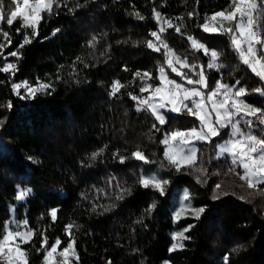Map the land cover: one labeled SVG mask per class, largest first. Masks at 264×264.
Instances as JSON below:
<instances>
[{"label":"trees","instance_id":"1","mask_svg":"<svg viewBox=\"0 0 264 264\" xmlns=\"http://www.w3.org/2000/svg\"><path fill=\"white\" fill-rule=\"evenodd\" d=\"M230 2L66 0L65 7L62 0L55 15L44 14L38 37L19 50L22 58L15 77L0 73V101L11 99L14 106L11 112L0 108V119L6 118L0 128V235L9 220L27 219L33 230L47 229L49 246L59 237L62 241L59 248L63 249L69 242L65 226L74 223L78 226V230L72 229L78 264H107L108 261L112 264H224L225 254H229L230 264H264L263 196L257 191L245 195L247 189L234 181L237 175L227 172V157L211 159L209 163L215 153V143L222 142L221 137H216L211 145H198L197 155L208 168L210 177L208 184L201 187L195 181V173L185 174L191 169H182L179 174L169 170L164 160V145L160 143L168 131L184 130L198 121L169 113L168 122L163 126L157 124L161 131H156L152 128L156 123L154 118L137 112L136 102L128 96V93L141 95L140 80L134 77L137 71L150 72L155 78L158 62H164L163 48L153 52L145 46V41L153 39L149 33L161 27L153 18V8L174 25L183 24L181 33L163 24L167 30L162 38L175 53L207 66L208 57L202 52H191L186 34L223 52L224 69L217 72L205 68L210 84L214 86L222 78L230 85L239 79L249 90L258 86V78L240 65L227 36L204 33L198 27L206 15L225 10ZM9 4L10 0H5L6 11ZM135 12L144 19H136ZM190 12L195 13L191 19ZM177 17H183V21ZM261 24L264 25V20ZM1 27L12 38L11 46L6 47L10 53L22 42L24 30L17 33L21 28L19 20L11 27L6 23ZM57 28L61 31L53 36ZM93 36L98 39L95 49L87 46ZM77 57L84 63H78ZM11 58L13 63L17 62L16 57ZM37 79L52 84L50 94L20 100L11 93L12 82L27 80L35 84ZM116 80L126 87L116 97H110L111 85ZM245 99L264 109V98L253 94ZM105 145L103 155L92 161L91 153ZM138 149L156 163L144 164L132 159L131 154ZM116 152L129 159L119 163L113 158ZM88 164L92 166H83ZM141 170L169 179L167 194L161 197L136 184ZM213 171L219 175H212ZM111 177L115 180L110 183ZM225 178L229 180L227 183ZM217 182L222 183V193L226 191L229 195L213 201ZM117 184L131 187L132 195L116 200L120 191ZM24 188H31L32 194L25 201H16L18 190ZM185 189L193 194L194 207L206 205L207 209L198 221L187 218L174 223V199L177 192ZM153 199L158 204L149 217L144 210ZM111 204L116 206L99 214L103 212L102 205ZM93 206L97 209L95 213ZM52 208L58 209L55 224H51V217L47 215ZM142 215L143 223H136ZM189 224L195 227L186 233L191 239L184 241V250L170 253L171 234ZM40 240L37 236L34 246H23L30 252L29 264H42L43 253H36ZM233 248L238 251L233 252Z\"/></svg>","mask_w":264,"mask_h":264},{"label":"snow or ice","instance_id":"2","mask_svg":"<svg viewBox=\"0 0 264 264\" xmlns=\"http://www.w3.org/2000/svg\"><path fill=\"white\" fill-rule=\"evenodd\" d=\"M61 2L62 0H10L8 11H6L5 0H0V24L6 23L11 27L15 21L19 20L21 28L17 29V33L19 34L21 30H24L23 40L18 48L8 54L11 57H16L17 62L13 63L7 62L8 57L4 56L3 52L6 47L11 46L12 38L9 32L0 27V37L6 41V43H0V57H3L4 60L0 66V73L10 74L11 78L15 77L19 71L18 61L22 58L19 50L31 44L38 37L41 21L44 19L43 14L46 13L49 17L55 15L61 6ZM13 5L14 7H12ZM64 6H67L66 0H64ZM73 10L69 9V11ZM133 15L138 20L144 19L139 12H135ZM194 15L195 13H188L189 19L193 18ZM153 18L157 24H161V27L159 31L149 33L153 39L145 41V46L153 52H160L161 48L164 50V63L158 62V76L155 77L159 80V85L148 83L154 79L150 72L137 71L134 77L140 80L139 91L141 95L128 93V96L136 102L137 112L148 113L154 118L156 123H153L152 128L156 131H161L157 124L163 126L168 122L166 112L194 117L198 121V124H193L184 130L172 129L164 134L160 143L164 145V160L167 161L169 170L174 169L179 174L182 169H191V172L185 174L195 173L196 183L200 184L201 187L206 186L210 178L209 172L203 160L197 155L199 151L197 143L211 145L216 137H221L222 142L217 141L215 143V153L210 158L209 163L211 159L220 160L227 157V172L237 175L239 180L247 185L248 189L259 190V186L264 185V109L247 102L245 97L255 94L264 98V25L261 24V21L264 20V0H231L228 8L210 16L206 15L204 23L198 25L204 33L229 38V46L236 54L240 65L245 66L254 77L258 78V86L251 90L242 86L239 79H236L232 85L223 82L222 78L217 79L214 86L210 84L204 65L190 64L187 57L182 59L162 38V33L167 30L163 24L169 28L174 27L176 33H181L183 24L174 25L171 20L164 19L155 8H153ZM176 19L183 21V17ZM29 29L30 32L27 31ZM60 31L57 28L52 32V35L55 36ZM186 39L193 54L202 52L204 56L208 57L207 69L219 72L225 68L221 62L223 52L209 48L206 43L201 42L193 35L186 34ZM97 43V37L93 36L88 41L87 46L95 49ZM77 62L84 63V60L77 57ZM165 65L184 83H177L175 79L169 78ZM84 66L88 67L87 64ZM184 69L188 71L185 72ZM124 70L128 71L129 69L125 68ZM72 71L73 73L76 72L75 63L72 65ZM124 87L126 85L121 84L119 80L113 81L109 92L110 97H116L120 89ZM50 90H53L52 84L39 79L36 80L35 84H31L27 80L11 83V93L20 100H34L38 94H50ZM145 92L149 94L144 96L143 93ZM13 107L11 99L0 101V108L11 112ZM5 120L6 118L0 119V128L4 126ZM225 129H228L226 140L222 136ZM106 148L105 145L103 148L92 152L90 159L92 161L97 160L103 155ZM113 158L118 159L121 164L129 159V157L121 156L118 152L113 153ZM131 158L142 161L144 164L156 163L139 149L131 154ZM29 159L31 160V157ZM83 166L91 167L92 165ZM160 166L164 167L163 162ZM237 169L241 171L238 172ZM134 175L137 174L134 173ZM212 175H219V173L213 171ZM112 180H115V177H111L109 182L111 183ZM135 183L141 188L151 189L163 197L167 194L171 181L161 178L157 174H145L141 170ZM117 187H120L119 184ZM221 187V182L215 183L211 197L213 201L220 199L221 195H229L226 191L218 195ZM31 194V188L19 189L15 200L18 202L25 201ZM131 195V187H120L115 199L123 200L126 196ZM192 199L193 194L185 189L178 209L172 214L174 223L187 218L200 220L206 212L207 206L194 207L191 203ZM157 204L158 201L153 199L144 210V214L150 217L157 208ZM115 206V204L102 205L103 212L99 214L102 215ZM96 211V207L93 206L92 212L95 213ZM57 212V208L48 211L47 215L51 217V224L56 223ZM43 218L41 215L40 219L43 220ZM143 218L144 215L138 218L136 223L142 224ZM194 227L195 224H189L182 230L171 234L170 253L184 250V241L191 239L186 233ZM73 228L78 230V226L74 223L65 226L64 230L69 236V242L66 247L58 251L62 241L57 237L54 243L49 246V238L45 234L47 229L44 231L33 230L29 227L27 219L22 221L9 220L3 226V233L0 235V264H29L30 252L23 246L30 244L34 246L33 242L37 236H40L41 240L39 248H36V253L38 255L43 253L42 264H71L70 258H74L78 264L79 257L75 249ZM232 251L236 252L238 249L233 248ZM58 257L61 259L58 260ZM223 262L230 264L229 254H225ZM107 264H112V262L108 261Z\"/></svg>","mask_w":264,"mask_h":264},{"label":"rangeland","instance_id":"3","mask_svg":"<svg viewBox=\"0 0 264 264\" xmlns=\"http://www.w3.org/2000/svg\"><path fill=\"white\" fill-rule=\"evenodd\" d=\"M44 15V14H43ZM2 26V24H0V27ZM0 43H6V41H4L3 40V38L2 37H0ZM162 49V48H161ZM3 52H4V56H7L8 57V60H7V62H13L12 61V58H11V56H9L8 54L9 53H7V51H6V48L3 50ZM177 54V53H176ZM177 55H179V54H177ZM182 59L184 58V57H182L181 55H179ZM188 62L191 64V62H194V61H189L188 60ZM4 63V60H3V57H0V66H2V64ZM164 63V62H163ZM195 63V62H194ZM200 64V63H199ZM205 68H207V67H205ZM165 70L169 73V78H171V79H175L176 80V82L177 83H184V81H182L181 79H180V77H178V76H176L175 75V73H172L171 72V70L170 69H168L167 68V66L165 65ZM184 71L185 72H187L188 70L187 69H184ZM158 76V75H157ZM148 83H150V84H153V85H156V86H158L159 85V80L158 79H155L154 78V82L153 81H148ZM189 87H191V86H189ZM22 92H23V90H21ZM149 93H147V92H145L144 93V96H147ZM168 114L169 113H165V115L168 117ZM173 114H176V113H173ZM228 132V129H225V130H223V132H222V135H226V138H225V140L228 138L227 137V133ZM257 134L259 135V133L257 132ZM198 145H199V143H197V147H198ZM198 154V153H197ZM225 177H226V175H224ZM227 178H225L224 179V182H226L227 183ZM229 181V180H228ZM234 181H235V183H237V184H242L247 190H246V192H247V194H245V195H249L250 193H251V191L253 192V191H257L258 192V195L262 198V196H263V200H262V202H263V204H264V189H261L260 187L261 186H264V185H260L259 186V190H255V189H248L247 188V185L243 182V181H241V180H239V178H238V176L237 177H234ZM183 191L184 190H181V191H179V192H177V195H176V197H175V199H174V203H173V210L175 211L176 209H178V207H179V203H180V201H181V199H182V196H183ZM222 193V190L220 189L219 190V193H217L218 195L219 194H221ZM60 250H62V249H58V251H60ZM58 260L59 259H61V258H57ZM71 259V264H74V262H75V259L74 258H70Z\"/></svg>","mask_w":264,"mask_h":264}]
</instances>
